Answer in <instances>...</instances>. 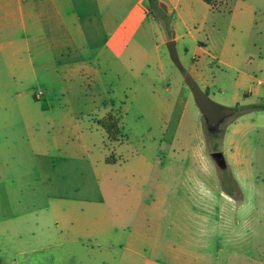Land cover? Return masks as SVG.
<instances>
[{
	"label": "crops",
	"instance_id": "0c3cea01",
	"mask_svg": "<svg viewBox=\"0 0 264 264\" xmlns=\"http://www.w3.org/2000/svg\"><path fill=\"white\" fill-rule=\"evenodd\" d=\"M153 3L0 0V189L8 187L6 174L15 154L20 157L27 150L21 144L15 151L14 141H24V134L33 130L35 134L31 138L26 135L25 141L33 150L47 205V213L35 216L39 238L46 243L21 254L30 257L55 244L62 256L56 258L50 252L51 264H126L125 258L134 260L143 248L154 249L156 237L142 232L140 216L134 219L132 231L124 226L128 219L120 213V201L114 195L116 185L104 183L113 163L107 161L104 146L109 138L99 121L105 117L104 109L117 108L118 104L124 108L127 94L132 93L134 99L143 93L157 102L159 124L168 129L177 108L184 106L178 127L181 125L190 102L181 99L180 88L175 97L168 80L169 64L163 47L172 37L167 38L159 17H168L176 48L183 43L184 53L190 55L183 69L196 81L206 83L203 73L208 59L200 55L205 48L191 51L185 42L193 33L180 0H158L159 12L153 11ZM238 83L244 85L243 80ZM36 90L44 92L41 99L35 98ZM253 95L250 89L242 93V99ZM236 105L241 103L228 107ZM247 115L235 117L223 137L228 147L220 151L225 164L218 168H228L230 186L222 188L220 177L215 181L217 192L201 184L202 196L204 190L206 196L199 202L207 204L201 209L205 213L202 219L213 215L214 227L203 231L204 239L196 249L204 253L202 260L211 259L213 264H264V194L258 204L252 195L254 186L264 188L255 181V175L264 174V152H251L244 145L248 143ZM252 128L264 130L254 121ZM174 139L163 137L161 143L172 146ZM166 179L160 177L163 183L153 191L155 204L159 198H167L162 190L168 185ZM133 194L138 196L137 191ZM187 199L182 205L190 203ZM112 202L118 206L115 211L110 207ZM8 205L11 209L13 204ZM188 238V233L179 232L165 247L171 262L189 264L191 258L185 255L191 244ZM212 248L213 256L208 258ZM39 263L35 260L33 264Z\"/></svg>",
	"mask_w": 264,
	"mask_h": 264
},
{
	"label": "rangeland",
	"instance_id": "374dc122",
	"mask_svg": "<svg viewBox=\"0 0 264 264\" xmlns=\"http://www.w3.org/2000/svg\"><path fill=\"white\" fill-rule=\"evenodd\" d=\"M220 1L222 2H218L217 7L221 11H213L202 0H180L183 15L189 20V28L193 33V38L186 37L185 42L191 51L205 48L206 52H200V55L208 59L203 73L206 83L202 82L203 79L197 82L214 102L225 107L235 103L243 105L247 101L263 103L264 85L259 86L257 82L264 83V0ZM153 6V11L157 12L158 6L155 3ZM165 34L168 39L172 37L171 30H165ZM163 49L169 64L167 77L175 91V97L180 88L181 99L186 101L188 98L190 102L182 123L178 127L184 107L180 105L169 129L166 125L159 124L157 102L143 93H138L134 99L132 93L127 94L128 102L124 108L118 104L117 108L104 109L105 116L110 111L116 115L120 126L118 139L105 142L104 147L109 155L107 161L113 165L111 174L104 177V183L109 185L112 181L116 185L114 195L120 201V213H124L128 219L123 223L124 226L132 231L134 219L140 216L142 232L150 234L152 238L156 237L153 250L145 247L134 260L127 257L124 263L178 264L179 262L170 261L165 247L175 239V234L185 232L191 241L185 251L186 257L188 255L191 258L189 264H213L211 259L202 260L204 253L200 248L196 249L204 239L203 231H211L214 227L213 215L210 216L212 219H202L205 213L201 209H206L207 204L199 202L206 196L205 190L202 196L201 184L205 189L217 192L219 186L215 181L220 177L223 181L222 188L230 186L228 168L223 166L219 171L220 162L213 154L225 151L228 147L223 142V137L230 123L238 116L233 114L227 117L218 130L210 129L184 81L188 71L181 69L172 60L167 45ZM177 54L182 67H186L190 62V55L186 56L184 53L183 43L177 47ZM239 80H243L244 85H239ZM250 89L254 91V95L249 100H243L242 93ZM90 93L91 91L88 94ZM244 119L247 123L245 132L248 140L244 145H248L251 152H264V130L252 128L253 121L256 126L264 128V111L248 112ZM34 134L30 130L24 134V141H14L15 151L21 149V144L27 150H23L20 157L15 154L10 172L6 174L8 187L0 189L1 264H33L35 260L40 261L39 264H51L48 263L50 252L56 258L62 256V251L60 253L53 243L52 248L33 256L21 254L29 247H39L46 243L39 238V222L35 216L47 213V205L38 182L33 150L29 141H25L28 138L26 135L31 138ZM163 137L167 141L175 137L173 145L162 144ZM98 138L103 144L102 136ZM221 163L225 164L224 161ZM251 175L248 174V181ZM146 176L153 177V180L149 182L148 178L145 179ZM162 176L167 177L164 182H168V185L162 188L167 198H159V202L155 204L153 191L163 183L159 181ZM257 176L260 178L257 179ZM257 176L255 175L257 184L264 186V174ZM139 184L146 187H140ZM134 191H137L138 196H134ZM263 191L264 188L260 190L254 186L252 195L255 204L259 203ZM110 197L109 195V203ZM187 198H190V203L182 205ZM7 203L13 204L11 209ZM110 207L113 211L118 209L114 202ZM210 256H213V248L207 254L208 258Z\"/></svg>",
	"mask_w": 264,
	"mask_h": 264
},
{
	"label": "water",
	"instance_id": "95a60500",
	"mask_svg": "<svg viewBox=\"0 0 264 264\" xmlns=\"http://www.w3.org/2000/svg\"><path fill=\"white\" fill-rule=\"evenodd\" d=\"M167 47L169 54L172 60L183 69L182 65L179 62L177 48H176V40L175 34L173 33L172 39L167 42ZM184 81L186 85L191 90L193 97L195 99L196 105L201 111L202 115L207 121V124L210 129L218 130L220 124L229 116L233 115V110L229 107L222 106L216 102H214L209 95L201 89L198 82L195 78L190 74L186 73L184 76ZM213 157L222 162L223 154L218 151L213 154Z\"/></svg>",
	"mask_w": 264,
	"mask_h": 264
},
{
	"label": "trees",
	"instance_id": "16d2710c",
	"mask_svg": "<svg viewBox=\"0 0 264 264\" xmlns=\"http://www.w3.org/2000/svg\"><path fill=\"white\" fill-rule=\"evenodd\" d=\"M202 1L205 4L210 5L213 10L218 11L217 3L219 0H202ZM153 2L155 3V5L158 6V0H153ZM159 11H161V9H159ZM159 20L164 22L165 30L168 31L171 30L170 23L166 15H163L161 18L159 17ZM231 109L233 110V113L236 114V116H240L254 110L264 111V102L259 104L236 105ZM99 124L102 127V129L106 132L110 140L116 141L118 139L120 135V126L116 115L112 111L108 112L106 116L99 122Z\"/></svg>",
	"mask_w": 264,
	"mask_h": 264
},
{
	"label": "built area",
	"instance_id": "2783aa9c",
	"mask_svg": "<svg viewBox=\"0 0 264 264\" xmlns=\"http://www.w3.org/2000/svg\"><path fill=\"white\" fill-rule=\"evenodd\" d=\"M262 84H263L262 81H258V82H257V85H262ZM43 94H44V92H43L42 90H36V91L34 92V95H35V98H36V99H41L42 96H43Z\"/></svg>",
	"mask_w": 264,
	"mask_h": 264
}]
</instances>
